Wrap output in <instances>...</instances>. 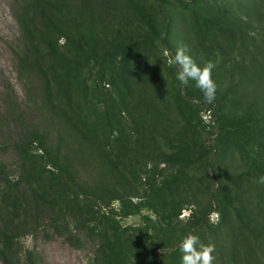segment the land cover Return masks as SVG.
<instances>
[{
  "label": "rangeland",
  "instance_id": "1",
  "mask_svg": "<svg viewBox=\"0 0 264 264\" xmlns=\"http://www.w3.org/2000/svg\"><path fill=\"white\" fill-rule=\"evenodd\" d=\"M16 1L0 0V230L17 235L8 264H102L101 236L122 241L109 264H181L179 245L188 234L215 245L214 264H264V185L257 183L264 175V121L230 123L250 108V87L264 79L256 70L264 62V0H88L82 33L90 36L80 48L75 33L74 41L59 38L65 60L45 56L40 70L18 62L24 54ZM72 2L80 10L82 0ZM161 11L169 54L184 45L201 67L215 64L220 133L195 82L181 87L163 46L142 39L163 33ZM36 72L44 75L45 93ZM59 124L64 138L74 139L73 127L107 151L132 194L126 205L139 216L118 217L119 201L105 207L79 191L63 202L44 187L57 171L28 140L45 129L54 144ZM42 170L39 186L18 195L21 175L30 180ZM215 191V211L192 230ZM59 205L67 210L53 223L46 210Z\"/></svg>",
  "mask_w": 264,
  "mask_h": 264
},
{
  "label": "trees",
  "instance_id": "2",
  "mask_svg": "<svg viewBox=\"0 0 264 264\" xmlns=\"http://www.w3.org/2000/svg\"><path fill=\"white\" fill-rule=\"evenodd\" d=\"M73 0H18L15 7H13V15L20 27L21 31V47L23 58H19L18 62L22 68L32 70L33 67L40 70L42 59L45 56L55 60L64 61L65 58L59 53L56 48V43L59 38H65L68 41H74L72 36L75 33L79 38L78 48L81 47V43L86 40L88 36L82 33L84 28L85 11L90 7L88 0H82L80 4V10L73 4ZM194 2L195 0H189ZM162 18L165 22V28L163 33L153 32L151 35L143 36L144 41L158 42L163 46L164 50L171 51L170 45L167 40V34L169 29V22L166 15L161 11ZM41 47L46 48V52L41 50ZM122 50L115 51L112 54L116 57ZM257 72L260 70L264 72V62L261 66L259 63L256 65ZM68 73V72H67ZM35 76H38L42 81V91L47 92L46 81L42 72H36ZM259 78V76H257ZM246 78L244 75L240 77L239 87L242 90H246ZM252 91V101L250 102V108L245 111L240 119H230V123L237 127H245L251 117L264 121V79L256 80L253 86L250 87ZM205 104V102H203ZM223 103V99L216 97L215 101L208 104L209 110L212 113L214 123L217 124L218 132L220 133L224 129L221 118L218 116V106ZM56 117L60 121L61 119L56 113ZM62 122V123H63ZM66 122V121H65ZM58 124V123H57ZM71 132L74 135V139L64 138L60 131V124L56 127V137L54 144L50 143V134L45 131L34 130L31 132L28 140V144H36L39 149L43 148L45 153L42 157L45 166L51 165L56 171L57 175L55 179L47 176V179L42 180V184L45 188H48L53 195L65 202L67 199H77L79 196L78 191L83 195H89L95 202L102 206L109 207L113 201L120 202V210L118 211V217L128 218L131 216H139L140 211L134 205H126L124 199L125 195L131 196L128 193V188L124 177L122 176L119 168L114 165L108 158L107 151H101V149L95 147V145L84 135L79 132H75V128L70 127ZM165 131V130H164ZM204 151H208L205 143L201 144ZM213 158L217 156V153L213 151L211 153ZM44 168V167H43ZM42 168V169H43ZM42 171H38L32 179H28L27 175H21L18 181L15 183L17 186V194L22 198L26 189L34 191V187L39 186V181L43 175ZM47 173L52 174L50 171ZM0 177L4 178L3 171L0 170ZM37 177V178H36ZM36 178V179H35ZM213 182L217 185L219 180L216 179L215 174L212 175ZM6 181L9 183L8 178ZM24 184L25 188H21ZM45 193L42 194V196ZM70 194L72 196H70ZM216 191L210 194V205L206 213L197 214L192 223L191 229H201L207 221L208 216L215 211L214 202H216ZM58 209V210H57ZM66 206L59 205L58 208L53 211V208L46 210L48 219L57 223L59 216L64 217L66 213ZM17 237L10 229L0 230V241L3 247L0 248V258L3 263L8 264L10 259L13 258V242ZM122 246V241L117 239L111 241L110 238L101 236L97 244V253L102 264H109L111 262L110 257L118 255V250ZM106 250L109 254H106Z\"/></svg>",
  "mask_w": 264,
  "mask_h": 264
},
{
  "label": "clouds",
  "instance_id": "3",
  "mask_svg": "<svg viewBox=\"0 0 264 264\" xmlns=\"http://www.w3.org/2000/svg\"><path fill=\"white\" fill-rule=\"evenodd\" d=\"M165 55L170 56L169 65L178 67L176 80L181 87H186L193 81L201 91L205 103L211 104L215 101L218 86L212 78L214 63L209 61L201 67L188 54V49L184 45L177 46L174 54H169L165 50ZM257 183L264 185V175L258 177ZM179 250L182 253L181 264H214L216 260L215 245L211 243L205 245L195 234H188L180 243Z\"/></svg>",
  "mask_w": 264,
  "mask_h": 264
}]
</instances>
